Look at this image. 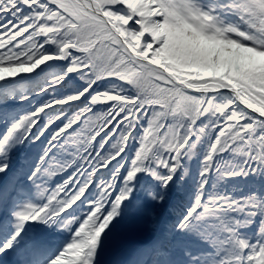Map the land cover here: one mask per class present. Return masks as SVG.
I'll return each mask as SVG.
<instances>
[{
  "label": "snow or ice",
  "instance_id": "snow-or-ice-1",
  "mask_svg": "<svg viewBox=\"0 0 264 264\" xmlns=\"http://www.w3.org/2000/svg\"><path fill=\"white\" fill-rule=\"evenodd\" d=\"M0 264H264V0H0Z\"/></svg>",
  "mask_w": 264,
  "mask_h": 264
}]
</instances>
